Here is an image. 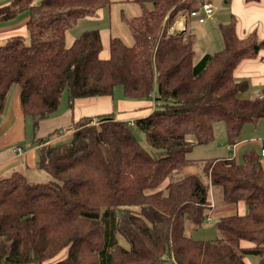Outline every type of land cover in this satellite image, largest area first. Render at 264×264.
Segmentation results:
<instances>
[{"label": "trees", "instance_id": "trees-1", "mask_svg": "<svg viewBox=\"0 0 264 264\" xmlns=\"http://www.w3.org/2000/svg\"><path fill=\"white\" fill-rule=\"evenodd\" d=\"M136 1L152 7L124 17L133 43L112 36L107 56L98 28L70 45L65 37L80 18L114 0H10L0 6V22L30 15L27 35L0 43V117L14 86L35 132L65 93L72 102L113 95L122 85L125 97L152 103L132 126L115 112L87 116L70 139L40 145L38 168L51 176L47 182L21 171L0 178V264H247L248 256L264 264L261 152L246 150L241 162L210 157L200 175L181 173L193 162V147L214 139L217 122H224L234 145L246 123L264 117V92L243 97L249 80L234 76L241 60L261 58L264 39L255 31L239 38L232 16L220 25L224 48L195 60L194 32L169 30L179 16L198 9V0ZM217 196L218 203H245L246 213L215 219L222 238L195 239L190 231L207 222Z\"/></svg>", "mask_w": 264, "mask_h": 264}, {"label": "crops", "instance_id": "crops-1", "mask_svg": "<svg viewBox=\"0 0 264 264\" xmlns=\"http://www.w3.org/2000/svg\"><path fill=\"white\" fill-rule=\"evenodd\" d=\"M207 1L213 3L212 0ZM120 2L126 3L125 6L133 5L136 8L130 16L122 14L119 23L124 22V17L131 18L141 15L144 7L149 9L152 7L150 2L146 1L140 3L136 0H114L112 4H118ZM4 4L5 3L0 6ZM219 4L224 8L222 11H220L221 7L218 9ZM106 8H110V6ZM104 9L105 8L99 10L95 16L87 17L102 19L104 16ZM215 10L216 14H214V18L208 19L202 23L192 16L182 15L169 30L170 33H179L187 29L194 32L196 36L195 60L200 59V57L206 53L214 54L224 48L223 35L222 38L218 36L217 29H219L222 34L220 25L228 23L233 17L236 18V31L239 38H245L248 34L255 31L259 39H264V0L258 2H247L246 0H219ZM217 17L218 21L214 24ZM14 19L0 22V42L6 41L7 38L13 35H27V22L30 19V15L27 21L16 23V20L12 22ZM218 22L219 24H217ZM129 31L131 33V40H133L131 29H129ZM68 33L69 31H67L66 36L69 35ZM72 42L70 44H72ZM102 53L103 56H107L108 50H103ZM234 76L238 79L246 78L249 80V88L252 89L250 92L252 94L251 96L261 95L264 92V62H262L260 55L241 60L234 70ZM17 89L18 90L14 91L12 98H10L9 95L5 109L0 117V178L7 177L14 171H21L25 174L27 171H33L35 174V172L39 170L38 161L40 145L43 143H55L70 139L74 131V125L80 122L84 117H96L99 114L115 112L118 118L130 121L134 120L136 117L147 115L151 111L152 106L150 100L125 97L123 88L119 99H117L116 94H114L115 90L113 95L81 97L76 98L72 102L68 100L66 94L65 104L62 105L61 102L57 110L50 117L40 122L35 132V130H33L31 117L25 116L22 110L19 98L20 89ZM215 129L216 125L214 126V133ZM50 134H52L50 139H45L46 141L40 144L37 142V139L42 140ZM255 135L257 136L254 137ZM24 138L27 147H22V152L19 153L18 147L21 145H18V143ZM218 145L217 149L223 148L226 152L225 155H220L218 157L234 158L237 162L243 160V154L246 150L254 148L258 152H261L262 147H264V117L256 122L246 123L243 127L241 137L234 145L230 146V144L227 143V148L225 149V141H223V139ZM262 163L264 166V156H262ZM193 170V167L186 166L184 168V173H194ZM246 211L247 206L243 202L234 204L217 203L214 201V207L212 209L213 214L211 216L217 219L235 213L244 214ZM245 243L246 245L248 244L247 242ZM246 262L250 264L249 256L246 258Z\"/></svg>", "mask_w": 264, "mask_h": 264}, {"label": "rangeland", "instance_id": "rangeland-1", "mask_svg": "<svg viewBox=\"0 0 264 264\" xmlns=\"http://www.w3.org/2000/svg\"><path fill=\"white\" fill-rule=\"evenodd\" d=\"M0 1H1V4H3V3L6 4L10 0H0ZM212 1H213L212 4L215 7H217L219 0H212ZM122 3L123 2H120L118 4H114V5L111 4L110 8H105L104 9V16L102 19L95 18V17L89 18L87 16L80 18L78 20V22L76 23V25L71 30H69V33H68L69 35L65 37L66 43L70 44L75 38L79 37L80 34L82 32H84L85 30L99 28L101 31L102 39H103L102 41H103L104 50H108L109 38L113 35H118V36L122 37L126 43L132 44L133 40H131V33L129 31V28L127 27V24L124 22L119 23V19L121 18L122 14H124L126 16L132 15V13L136 7H134L133 5L125 6L126 3H123V4ZM219 7H221V9ZM218 9H220V11H222L224 8H223V6H220V4H219ZM214 14H216V13H214ZM181 16H179L178 19H180ZM28 18H29V12L26 11V12L20 13L16 17V19H14L12 22H14L15 20H16V23L21 22V21H27ZM219 19H220V17H219ZM217 21H218V17H217L216 21H214V24H216ZM210 22H213V21H210ZM217 24H219V22ZM217 32H218L217 33L218 36H221V38H222V34L220 33L219 29H217ZM132 39H133V37H132ZM28 41L29 40L26 39V42H28ZM0 43H4V42H0ZM17 88H19V87L14 86V88L10 94V98H12L14 91L18 90ZM122 88H123L122 85H119L115 89L114 94H116L117 99H119V97H121ZM251 90L252 89L249 88L246 92L242 93L243 97H249V96L252 97L251 96L252 94L250 93ZM257 93H259V92H257ZM65 96H66V93L63 95V97L61 99L62 105L65 104V102H66ZM95 121L97 122V120H95ZM215 125H216V129H215L214 140L211 141L209 144L196 145L188 153V158L192 159L193 162L189 163L187 166L193 167V169H194L193 172L196 174H199V175L201 174L204 159H207L210 157H218L220 155L226 154V152L224 151L223 148L217 149L219 146L218 144L221 142L222 139H223V141H225V145H224L225 149L227 148V143H228L227 138L228 137H227V134L225 131V125L223 122H217ZM243 136H245V135H243ZM256 136L257 135H255L254 137H256ZM137 137L140 140L141 144L144 145V147H146V149L152 150V148L147 143L146 138L142 132H139L137 134ZM248 138H250V137H248ZM18 145H21V147H23V148L27 147V143H26L25 138L21 139V141L18 143ZM230 146H232V145H230ZM184 168L181 170V173H182V171L184 172ZM26 175L29 178V180H31V181L47 182V181L51 180V176L42 169H39L38 171H36L35 174L33 173V171H27ZM213 199H214V201H217V203L219 202L218 197H215V198L213 197ZM131 208L133 210H136V211L140 209L139 206H132ZM215 219L216 218H212L211 222H205V224L202 225L201 227L192 229L190 231V234L195 239H218V238H222L223 237L222 232L220 230H218L215 226V221H216ZM124 240L125 239L120 236L121 243H124L127 247H129V244L127 243V241L126 240L124 241ZM62 252H64V251H62ZM62 252L58 255V257L61 256ZM249 259H250V264H257V262L259 260V258L256 256H249Z\"/></svg>", "mask_w": 264, "mask_h": 264}, {"label": "built area", "instance_id": "built-area-1", "mask_svg": "<svg viewBox=\"0 0 264 264\" xmlns=\"http://www.w3.org/2000/svg\"><path fill=\"white\" fill-rule=\"evenodd\" d=\"M198 4H199L198 9L191 11L190 16L196 18L201 23L208 19L214 18L215 6L211 2L207 0H198ZM261 60L262 62H264V49L261 52ZM129 124L132 126L133 121L130 120ZM22 149L23 148L21 146L18 147L19 153L22 152ZM261 154L262 156H264V147L261 149ZM211 221H212V216H210L207 219V222H211Z\"/></svg>", "mask_w": 264, "mask_h": 264}]
</instances>
